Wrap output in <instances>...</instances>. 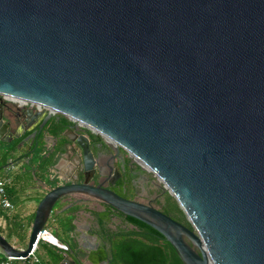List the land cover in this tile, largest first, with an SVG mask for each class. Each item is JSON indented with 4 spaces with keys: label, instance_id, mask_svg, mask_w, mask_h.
Masks as SVG:
<instances>
[{
    "label": "water",
    "instance_id": "95a60500",
    "mask_svg": "<svg viewBox=\"0 0 264 264\" xmlns=\"http://www.w3.org/2000/svg\"><path fill=\"white\" fill-rule=\"evenodd\" d=\"M4 96L50 109L14 102L41 130L56 115L75 123L27 246L0 233L4 257H27L56 204L80 195L151 226L184 264H264V0H0V141L11 142ZM86 131L152 171L191 227L91 181ZM91 253L59 264H96Z\"/></svg>",
    "mask_w": 264,
    "mask_h": 264
},
{
    "label": "crops",
    "instance_id": "0c3cea01",
    "mask_svg": "<svg viewBox=\"0 0 264 264\" xmlns=\"http://www.w3.org/2000/svg\"><path fill=\"white\" fill-rule=\"evenodd\" d=\"M10 122L14 131L15 125L13 121ZM46 142L49 144V141ZM13 154L19 156L21 151L17 150ZM24 159L10 161L13 164L9 165V162L0 175V178L7 180V196L14 205L13 209L0 206V233L17 248L27 246L39 202L50 189L44 180L34 176L35 169L28 167V161ZM61 166L59 172H62V169H71L66 161ZM51 173L53 178L56 173L55 166L51 168ZM105 209L106 207L96 200L80 195L67 196L59 201L46 227L60 243L70 244V247L64 250L54 243L39 241L36 253L41 264H59L66 253L75 259L78 256L82 258L89 250L91 252L98 250L104 244V235L99 226L97 213H102ZM105 221V226L112 231L131 227L115 217H107ZM0 256H4L1 251ZM60 257L61 259L57 260ZM17 262L26 263L24 260ZM86 264L92 263L87 261Z\"/></svg>",
    "mask_w": 264,
    "mask_h": 264
},
{
    "label": "trees",
    "instance_id": "16d2710c",
    "mask_svg": "<svg viewBox=\"0 0 264 264\" xmlns=\"http://www.w3.org/2000/svg\"><path fill=\"white\" fill-rule=\"evenodd\" d=\"M70 122L66 116H61V120L57 121L56 119L54 123L49 124V133L57 138L56 144L46 148L42 141L40 148L32 150V157L28 162V167L35 169L34 176L44 180L50 188L59 183L57 179H51V168L57 164L59 154L64 150L66 138L62 136V129L66 123ZM22 138H16L11 142L0 141V175L7 164L15 159L13 153L17 151ZM165 195L166 203L163 211L177 221L191 227L175 198L168 191ZM105 207L104 212L97 213L99 226L104 235V244L91 253L90 259L94 263L98 264L109 259L110 264H184L174 246L154 228L115 210L109 205ZM116 215L131 227L118 228L116 231L106 227L105 218ZM4 219L7 220L6 217ZM16 226L22 227V225ZM72 228L74 227L72 226ZM68 246L70 247V244ZM3 258L5 257L0 256V260ZM60 259L61 257L57 260Z\"/></svg>",
    "mask_w": 264,
    "mask_h": 264
},
{
    "label": "flooded vegetation",
    "instance_id": "af4514ba",
    "mask_svg": "<svg viewBox=\"0 0 264 264\" xmlns=\"http://www.w3.org/2000/svg\"><path fill=\"white\" fill-rule=\"evenodd\" d=\"M13 100L24 102L23 100L16 98H13ZM7 101V109L5 112L11 117V120L15 125V127H13L15 129H13L14 137L12 140L23 137L17 148V150L21 151V154L15 156V159L12 161L17 162L25 158L24 160L29 162L32 157V150L40 148L42 141L47 148L56 144L57 138L49 133V124L51 125L54 123L56 119L57 121L61 120V116L63 115H59V118H57V115L52 117L41 130L40 126L44 118L40 121L36 120L32 124H29V120H26L28 114L27 108L22 109L19 107L21 105L15 104L14 101ZM74 124L73 121L66 123L62 129V136L66 138L65 143H67L68 138L64 134H68L70 131L69 129L73 128ZM35 133L36 135L34 137ZM85 134L90 139L92 150L97 159L95 166L96 170L94 175L90 178L91 181H94L95 184L101 182L109 189L124 197L137 199L146 203L150 202L162 211L164 210L166 203V190L157 184L155 176L152 173L142 169V167L134 161V158L124 149H121L119 154L114 155L115 152L113 149L100 135L94 134L91 131H86ZM45 139L47 141L51 140V143L48 144ZM67 150L71 160L76 161V156L72 152L69 144ZM63 163H65V161L60 162V168H62L61 165H63ZM61 171L62 172L58 173L61 176H64L66 175V172H69V170L66 169H62ZM113 217L122 220L120 217H117V215ZM105 261L107 264H110L109 259H106Z\"/></svg>",
    "mask_w": 264,
    "mask_h": 264
},
{
    "label": "built area",
    "instance_id": "2783aa9c",
    "mask_svg": "<svg viewBox=\"0 0 264 264\" xmlns=\"http://www.w3.org/2000/svg\"><path fill=\"white\" fill-rule=\"evenodd\" d=\"M4 98L7 100L17 102V100H13L12 98L7 97V96H4ZM24 104L26 106L31 105V107H37L40 110H42V109L50 110L47 107H44V106H42L40 104H36V103L24 102ZM6 184H7V180L0 178V206L4 207L6 209H13L14 205L12 204V202L9 200V198L7 196ZM3 222L5 223V221H3ZM40 240H45V241L54 243L64 250L69 249V246L66 244L60 243L57 240V238L48 230V228L46 226L39 232L37 244ZM37 244L31 250V252L29 253V255L27 257H21V258L5 257V258L0 260V264H41L40 258L38 257V255L36 253ZM18 260H24V261H26V263H18L17 262Z\"/></svg>",
    "mask_w": 264,
    "mask_h": 264
},
{
    "label": "rangeland",
    "instance_id": "374dc122",
    "mask_svg": "<svg viewBox=\"0 0 264 264\" xmlns=\"http://www.w3.org/2000/svg\"><path fill=\"white\" fill-rule=\"evenodd\" d=\"M49 141V143H51V140H48ZM60 160H61V158H60ZM67 162V161H66ZM149 173H152L153 174V172L152 171H148ZM154 175V174H153ZM155 176V175H154ZM155 179H156V182H157V184L158 185H160V186H162V188H164V190H166V191H168L165 187H164V185H163V183L155 176ZM58 206V203L56 204V206H55V208ZM54 208V209H55ZM50 223V219L48 220V222H47V224H49Z\"/></svg>",
    "mask_w": 264,
    "mask_h": 264
},
{
    "label": "bare ground",
    "instance_id": "6f19581e",
    "mask_svg": "<svg viewBox=\"0 0 264 264\" xmlns=\"http://www.w3.org/2000/svg\"><path fill=\"white\" fill-rule=\"evenodd\" d=\"M111 142H112V140H111ZM142 163V162H141ZM143 164V166H145V167H147L144 163H142Z\"/></svg>",
    "mask_w": 264,
    "mask_h": 264
}]
</instances>
